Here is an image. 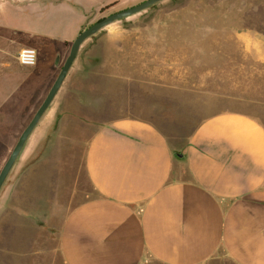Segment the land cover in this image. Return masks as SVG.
<instances>
[{"label": "rangeland", "instance_id": "374dc122", "mask_svg": "<svg viewBox=\"0 0 264 264\" xmlns=\"http://www.w3.org/2000/svg\"><path fill=\"white\" fill-rule=\"evenodd\" d=\"M7 1L0 0V6ZM38 1V12L2 8L0 23L3 19L11 27L66 39L46 40L45 45L16 31L0 45V171L78 32L145 0L134 5L114 0L119 3L88 15L81 29L77 14L69 11L74 0ZM248 30L264 36V0H163L87 39L0 190V224L8 225L0 231V264H65L57 251L59 216L90 191L85 147L100 126L125 116L150 118L182 150L207 114L249 111L247 96L264 97V66L233 42ZM24 48L37 51L35 66L19 64ZM169 62L176 65L178 81L170 96L154 92L152 77L158 65L167 69ZM216 87L233 90L230 96L245 101L206 93ZM18 183L25 186L15 190Z\"/></svg>", "mask_w": 264, "mask_h": 264}, {"label": "crops", "instance_id": "0c3cea01", "mask_svg": "<svg viewBox=\"0 0 264 264\" xmlns=\"http://www.w3.org/2000/svg\"><path fill=\"white\" fill-rule=\"evenodd\" d=\"M113 1L74 0L69 11L77 14L81 29L88 15L119 3ZM38 2L8 0L0 14L2 8L38 12ZM16 31L43 43L56 40L2 19L0 45ZM233 42L264 66V36L248 30ZM161 66L152 71L154 92L176 94V65ZM232 91L216 87L206 93L244 100L230 96ZM247 99L249 111L207 114L182 150L150 118L125 116L100 126L85 147L90 191L59 216L55 235L63 262L264 264V97ZM23 186L18 183L15 190ZM6 227L2 220L0 231Z\"/></svg>", "mask_w": 264, "mask_h": 264}, {"label": "water", "instance_id": "95a60500", "mask_svg": "<svg viewBox=\"0 0 264 264\" xmlns=\"http://www.w3.org/2000/svg\"><path fill=\"white\" fill-rule=\"evenodd\" d=\"M163 0H145L139 4H136L132 7L123 9L121 11L112 13L101 20H98L94 24L90 25L87 28L82 29L78 32L77 36L75 37L69 51V55L67 56L59 74L57 75L53 85L51 86L48 94L46 95L45 99L43 100L40 107L35 112L34 116L32 117L31 121L25 127V129L20 134L15 146L13 147L9 157L7 158L6 162L4 163L3 167L0 171V190L2 189L8 175L10 174L13 166L15 165L17 159L19 158L22 150L24 149L29 137L32 135L33 131L39 124L42 117L50 108L51 104L55 100L58 92L60 91L69 71L71 70L79 51L83 45V43L95 36L100 30L104 29L105 27L109 26L110 24L126 19L130 16L136 15L154 5L161 2Z\"/></svg>", "mask_w": 264, "mask_h": 264}, {"label": "built area", "instance_id": "2783aa9c", "mask_svg": "<svg viewBox=\"0 0 264 264\" xmlns=\"http://www.w3.org/2000/svg\"><path fill=\"white\" fill-rule=\"evenodd\" d=\"M17 59L21 66L32 67L38 62V53L33 48H24L19 52Z\"/></svg>", "mask_w": 264, "mask_h": 264}, {"label": "trees", "instance_id": "16d2710c", "mask_svg": "<svg viewBox=\"0 0 264 264\" xmlns=\"http://www.w3.org/2000/svg\"><path fill=\"white\" fill-rule=\"evenodd\" d=\"M112 6H114V5H111V6H108V7L104 8L102 11L109 9Z\"/></svg>", "mask_w": 264, "mask_h": 264}]
</instances>
